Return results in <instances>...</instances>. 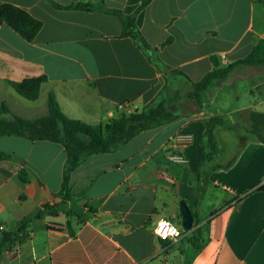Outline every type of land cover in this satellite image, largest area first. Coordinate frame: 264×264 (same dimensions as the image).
<instances>
[{"label": "crops", "instance_id": "1", "mask_svg": "<svg viewBox=\"0 0 264 264\" xmlns=\"http://www.w3.org/2000/svg\"><path fill=\"white\" fill-rule=\"evenodd\" d=\"M52 1L60 6L99 2ZM0 4L14 5L42 23L32 42L0 25V105L5 103L16 116L27 120L46 116L47 95L53 92L66 117L105 125L143 109L166 77L168 92L178 91L180 97L175 121L142 132L111 154L92 155L77 167L70 176L73 196L67 202L76 216L60 213L30 220L24 230L27 239L16 240L14 252L5 253L0 264H264V191L256 189L264 179V143L241 127L240 132L218 128L215 133L222 145H232L244 132L245 139L229 168L212 170L233 156L202 163L206 119L218 116L226 125H235L238 114L248 112L249 117L264 109L251 90L252 99L232 109L231 96L220 97L213 109L220 93L209 100L204 98L208 91L202 93L200 108L188 97L191 82L213 69L211 57L224 67L264 41V5L255 0H152L135 23L166 68L159 72L130 38L121 37L120 22L113 15L59 10L45 0ZM104 4L130 15L140 0ZM260 72L259 67L239 66L211 86L221 92L230 81L245 82L254 76L258 81ZM37 77L46 81L34 101L22 98L8 84ZM0 153L9 156L0 160V227L60 202L57 193L65 164L61 145L3 136ZM178 154L187 163L174 162L172 157ZM200 173L206 179L203 193ZM181 201L196 217L191 230L181 233L176 243L159 240L153 234L159 220L172 222L182 232ZM205 224L204 246L194 253L187 239Z\"/></svg>", "mask_w": 264, "mask_h": 264}, {"label": "trees", "instance_id": "2", "mask_svg": "<svg viewBox=\"0 0 264 264\" xmlns=\"http://www.w3.org/2000/svg\"><path fill=\"white\" fill-rule=\"evenodd\" d=\"M45 1L59 10H84L115 16L121 25V37L130 38L147 58L148 62L154 65L159 72L166 70V68L162 69L159 64L157 50L150 47L135 23L136 16L152 0H140L137 9L130 15H125L119 10L106 8L104 0H99L97 4L78 2L69 6H60L52 0ZM255 1L264 5V0ZM1 24L9 27L26 42H32L42 27L41 21L11 4H0ZM211 62L213 69L207 72L200 81L191 82L192 90L188 97L195 102L198 108L202 105L201 94L208 91V88L214 82L227 79L235 68L239 66L259 67L264 65V41H259L245 58L224 67L219 66L215 57H211ZM170 74L188 80L179 71H171ZM164 80L165 84L162 89L143 109L114 118L105 125H88L82 121L66 117L61 112L53 92L47 95V115L37 119L27 120L20 118L12 113L5 103L0 105V137H19L30 141H47L59 144L65 154L62 181L57 193L60 202L53 206L44 205L21 221L4 227L0 231V259L7 251L12 250L16 240L21 243L27 239L24 230L25 225L30 220L40 219L44 215L55 216L60 213L65 214L67 217L76 216L67 207V202L73 196L69 186L70 176L88 157L98 154H111L124 147L142 132L163 127L179 117V92L170 94L168 92L169 79L166 77ZM45 81V77H37L24 79L19 82L10 81L8 84L22 98L34 101L38 98L40 86ZM248 119L250 122L247 129L248 132L257 141L264 143V134H262V131H264V113L250 112ZM205 125V146L202 163L210 162L222 145L215 135V131L218 128L229 131L237 130L235 125H226L222 118L218 116L206 119ZM8 158V155L0 153V160ZM234 160L235 156L225 165L215 164L212 166V170L227 169L233 164ZM19 176L22 181L26 180L23 170L19 172ZM201 177L203 180L201 192L203 193L206 183L205 174L200 173L198 178L201 179ZM256 189L264 191V187H256ZM193 217L196 219L195 215ZM66 226L70 234L73 235L74 232L69 228V223ZM206 229L207 224L197 228L193 232L192 237L187 239L192 245L194 253L199 252L203 248L205 241L202 236L207 234ZM183 232L187 231L183 229L181 233Z\"/></svg>", "mask_w": 264, "mask_h": 264}, {"label": "rangeland", "instance_id": "3", "mask_svg": "<svg viewBox=\"0 0 264 264\" xmlns=\"http://www.w3.org/2000/svg\"><path fill=\"white\" fill-rule=\"evenodd\" d=\"M259 68L261 69L260 72L261 76L259 77L258 81L256 76H254V78H250L246 80L245 82H240L238 80L230 81L227 82V84L225 85L226 88L224 89L222 88L223 90H221V92H217L216 88H214L215 86H210L208 88V93L205 94L204 98H206V100H209L210 97L214 96L216 93L217 94L220 93L218 95L219 97H217V99L214 100L215 102L212 106L213 109L216 108L218 99L220 97L225 100L227 96H231L232 99L231 109H232V108H236V106H242L247 101L251 100L252 99V94H250V90H251L253 95H255V99H258V104L261 106V109H264V65L259 66ZM255 84L257 86L254 87ZM227 107H228V103H227ZM247 115L248 112H244V115L240 113L237 116H235L236 117L235 127H237V130H235L234 132H240V127H241L245 130V132H247V134H250L247 130L249 127V120ZM242 118H244V120ZM225 131H229V130H225ZM245 132L244 134L246 136ZM262 134H264V131H262ZM215 135L217 137V133H215ZM245 136H237L236 142H234L232 145L223 144L221 147H219V150L214 155V157L222 156L221 161L229 160L235 154L237 148L239 147L240 142H242L241 139H245ZM199 214L202 217L204 215V210L199 211Z\"/></svg>", "mask_w": 264, "mask_h": 264}, {"label": "built area", "instance_id": "4", "mask_svg": "<svg viewBox=\"0 0 264 264\" xmlns=\"http://www.w3.org/2000/svg\"><path fill=\"white\" fill-rule=\"evenodd\" d=\"M172 160H173L174 162L181 163V164H185V163H187L186 158H185L183 155H180V154L173 156V157H172ZM257 187H264V179H262L261 183H260ZM160 221H161V220H159V221L155 224V226H154V228H153V234H154L159 240H161V241H165V242H168V243H176L177 241H179V239L181 238V232H180V230H179V229H178V228H177L172 222H170V221H168V220H165V221L168 222L170 225L175 226V227L177 228V230L179 231L180 235H179V236H176V237H173V236L170 235L167 239H163L161 236L156 235V228L159 226V222H160ZM2 229H3V227H0V231H1ZM14 250H15V249L12 248V250L7 251L6 253H7V254L12 253V252H14Z\"/></svg>", "mask_w": 264, "mask_h": 264}, {"label": "water", "instance_id": "5", "mask_svg": "<svg viewBox=\"0 0 264 264\" xmlns=\"http://www.w3.org/2000/svg\"><path fill=\"white\" fill-rule=\"evenodd\" d=\"M179 210L181 214V227L182 229L189 231L193 226V216L185 202L179 203Z\"/></svg>", "mask_w": 264, "mask_h": 264}, {"label": "clouds", "instance_id": "6", "mask_svg": "<svg viewBox=\"0 0 264 264\" xmlns=\"http://www.w3.org/2000/svg\"><path fill=\"white\" fill-rule=\"evenodd\" d=\"M156 235L161 236L163 239H167L170 235L176 237L179 236L180 233L175 226L170 225L165 220H161L159 226L156 228Z\"/></svg>", "mask_w": 264, "mask_h": 264}]
</instances>
